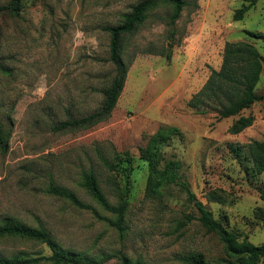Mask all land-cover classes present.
I'll return each mask as SVG.
<instances>
[{
	"label": "rangeland",
	"instance_id": "1",
	"mask_svg": "<svg viewBox=\"0 0 264 264\" xmlns=\"http://www.w3.org/2000/svg\"><path fill=\"white\" fill-rule=\"evenodd\" d=\"M141 1L20 0L18 16L0 13V121L8 141L0 152V225L44 229L82 264H186L193 254L205 264H232L218 237L198 222L194 203L214 219L226 217L225 227L239 239L264 242V172H253L248 150L264 140V100L226 119L214 99L199 108L189 102L219 71L227 43H247L264 58V0L239 21L234 12L252 0H183L172 25V8L158 2L123 38L127 74L108 118L53 131L99 111L115 69L106 29ZM8 3L0 0V7ZM254 91L264 95V64ZM239 117H251L252 125L232 134ZM161 129L173 132L160 136ZM153 136L159 170L168 162L179 166L178 183L157 190L140 159ZM90 173L111 207L126 200L120 225L83 187ZM50 186L74 193L84 208L50 194ZM50 255L41 242L0 238V259Z\"/></svg>",
	"mask_w": 264,
	"mask_h": 264
},
{
	"label": "trees",
	"instance_id": "2",
	"mask_svg": "<svg viewBox=\"0 0 264 264\" xmlns=\"http://www.w3.org/2000/svg\"><path fill=\"white\" fill-rule=\"evenodd\" d=\"M252 0L247 6H243L234 12L233 20L239 21L244 14L255 4ZM167 4L172 8L170 24L179 18L182 9L186 6L183 0H142L131 12L125 16L123 22L115 27L107 28L109 34L108 61L114 66V75L112 80L103 92V101L99 111L91 113L80 119L70 118L53 127V131H62L66 129H86L90 128L108 118L114 109L118 98L123 90L127 66L121 59V47L123 38L131 35L146 18L147 13L158 3ZM20 0H9L6 6L0 7V13L6 12L12 17L18 16L20 12ZM249 35H254L249 33ZM169 59L170 55H166ZM264 64V58L258 51L247 43H227L223 51L222 64L219 71L212 70L206 84L202 87L189 102L192 108H199L205 101L214 99L221 107L220 118L226 119L239 115L243 110L249 109L254 103L264 100V95H257L255 87L259 81V76ZM203 113V111H201ZM252 125L251 117H239L230 127L232 134H238ZM172 129L159 130L158 134L169 137ZM158 136V135H157ZM156 136H153L147 147L141 150L140 159L148 164L150 171V181L153 185L152 190H157L163 183H178L177 162H168L162 170H159L155 163L153 150L156 147ZM7 137L4 134L3 125L0 121V152L7 150ZM252 169L255 174L264 172V140L252 141L248 144ZM127 165L120 171L123 177L127 179L130 170V158H126ZM127 182V180H126ZM83 187L90 196L105 210L110 211L117 216L116 224L120 225L124 219L127 208L125 199L115 206L111 207L101 191L97 180L92 173L85 175ZM186 190L191 201L195 202V197L183 182L180 183ZM48 192L54 196L63 198L74 206L84 208L76 195L68 190L50 186ZM264 199V192L260 194ZM200 214L198 222L207 230V232L218 237L223 245L225 255L232 259V264H259L264 259V242L260 245H254L246 238L239 239L238 234L228 230L224 223L227 218L214 219L211 212L201 202L194 203ZM5 236L29 239L45 244L51 251L49 257L37 258H13L0 259V264H38L41 261H48L52 264H82L81 260L74 254L64 252L55 240L44 229H35L19 223L6 221L0 225V238ZM186 264H205L204 258L200 254H193L183 258ZM84 264H97L89 262ZM140 264V263H137Z\"/></svg>",
	"mask_w": 264,
	"mask_h": 264
}]
</instances>
